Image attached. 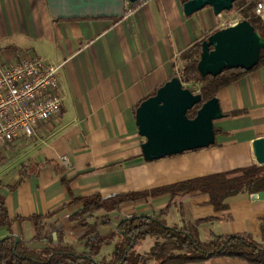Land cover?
Listing matches in <instances>:
<instances>
[{
	"label": "crops",
	"instance_id": "obj_1",
	"mask_svg": "<svg viewBox=\"0 0 264 264\" xmlns=\"http://www.w3.org/2000/svg\"><path fill=\"white\" fill-rule=\"evenodd\" d=\"M141 2L128 13L126 0H0L2 61L13 64L15 55L29 54L63 65L65 96L57 120L32 138L0 146V192L13 235L31 241L34 223L19 218L46 216L67 206L48 225L62 229L66 242L82 251L81 238L88 230L70 220L81 208L69 206L74 197L100 194L108 199L257 165L251 142L264 137V66L219 92L223 113L235 115L215 122V129L229 134L217 135L214 147L145 161L137 108L178 72L180 54L211 34L218 21L211 8L186 16L181 0ZM63 157L69 167L61 164ZM170 200L165 194L147 205L124 204L119 217L158 216ZM173 202L177 222L227 217L201 225L200 237L203 231L206 239L211 230L217 235L249 233L262 240L264 202L253 195L230 198L225 212H216L209 197L199 193L181 194ZM90 222L98 230H113H99L102 235L117 227L115 213L99 214ZM8 235L7 228H0V240ZM190 264L247 263L215 258Z\"/></svg>",
	"mask_w": 264,
	"mask_h": 264
},
{
	"label": "trees",
	"instance_id": "obj_2",
	"mask_svg": "<svg viewBox=\"0 0 264 264\" xmlns=\"http://www.w3.org/2000/svg\"><path fill=\"white\" fill-rule=\"evenodd\" d=\"M188 1L181 0V3L184 5ZM141 4V1L132 4L126 0L127 9L135 10ZM244 4L245 0H239L234 6L240 10L242 19L249 21L264 39V24L254 16L252 12L254 6L249 5L242 9ZM208 37L194 43L180 54L177 62L178 72L172 77H179L185 88L193 93L199 92L202 96L201 103L188 112L189 119H194L202 105L217 98L222 89L238 82L249 72L264 66L263 49L258 65L251 71L226 70L219 76L202 78L198 71V63L201 59L202 43ZM224 115L230 117L235 113ZM215 132L216 136L229 134L220 129H215ZM56 169L61 174L63 184L71 191L67 176L62 174L63 170H59L57 166ZM23 180L24 178L19 184ZM263 191L264 165H251L149 191L122 193L108 199L100 194L74 197L69 206L81 204V208L70 217V220L76 228L82 227L88 230L81 238L84 247L82 251L66 242L62 229L48 225V220L56 217L67 206L46 216L19 218L20 221L28 220L35 225L36 235L27 242L11 233L12 221L5 199L0 192V228L9 230V235L0 240V264H190L215 258L239 259L247 264H264V218L260 220L262 240L259 241L249 233L217 235L211 230L207 238L201 240L199 231L201 225L221 221L227 217H208L195 223L186 220L182 223L177 222L173 217L175 212L173 201L181 194L199 193L208 196L209 204L216 212H225L229 209L227 201L230 198ZM165 194H170L171 200L158 216L135 215L120 219V210L124 204L147 205L153 199ZM113 213L116 214L117 227L112 234L102 235L97 225L90 222L99 214ZM169 217H172L170 223L167 220ZM146 238L153 239L154 245L149 252L139 253L137 247ZM55 239L58 240L57 243ZM116 239L119 241L110 259L97 260L103 246Z\"/></svg>",
	"mask_w": 264,
	"mask_h": 264
},
{
	"label": "water",
	"instance_id": "obj_3",
	"mask_svg": "<svg viewBox=\"0 0 264 264\" xmlns=\"http://www.w3.org/2000/svg\"><path fill=\"white\" fill-rule=\"evenodd\" d=\"M134 4L142 0H127ZM239 0H189L183 5L186 16L205 8L215 16L231 11ZM264 49V39L247 20L218 30L203 41L198 71L202 78L219 76L226 70H253ZM202 101V96L185 88L179 77L167 81L154 96L144 100L136 110L141 145L147 162L206 149L216 144L215 122L225 118L219 98L202 105L194 119L188 112ZM251 150L258 166L264 165V137L251 142ZM264 202V191L253 194ZM56 237V235H55ZM58 240L55 239V243Z\"/></svg>",
	"mask_w": 264,
	"mask_h": 264
},
{
	"label": "built area",
	"instance_id": "obj_4",
	"mask_svg": "<svg viewBox=\"0 0 264 264\" xmlns=\"http://www.w3.org/2000/svg\"><path fill=\"white\" fill-rule=\"evenodd\" d=\"M249 5L254 6V16L264 24V0H245L242 9ZM241 21L240 18L229 21L224 28ZM15 58L13 64L7 65L0 57V146L34 137L40 127L59 118L65 99L60 83L63 65L29 54ZM60 162L70 166L67 157Z\"/></svg>",
	"mask_w": 264,
	"mask_h": 264
},
{
	"label": "rangeland",
	"instance_id": "obj_5",
	"mask_svg": "<svg viewBox=\"0 0 264 264\" xmlns=\"http://www.w3.org/2000/svg\"><path fill=\"white\" fill-rule=\"evenodd\" d=\"M207 9H210L207 7ZM206 12V8L204 10ZM242 19L241 17V12L239 9L235 8V6L233 7V9L231 11H228V12H223L220 16H217V25H216V28L212 31V33H214L215 31L217 30H221V29H224V26L227 25L229 23V21H232V20H236V19ZM211 33V34H212ZM209 34V35H211ZM208 35V36H209ZM207 37V36H206ZM199 92L195 93V94H198ZM214 147V146H212ZM3 177V170L0 169V178ZM179 213L178 212H175V219L179 220ZM106 219H110V218H107L105 217ZM99 220L100 219H103V216H100L98 218ZM106 219H103L104 221ZM168 222H172V217H169V219L167 218ZM107 221V220H106ZM110 227V226H108ZM100 232L103 233V234H107V233H110L112 232L113 230H109V231H105L102 226L99 228ZM205 239V233L202 231V237H201V240ZM119 239H116L114 242L110 243V244H107V245H104L102 250H101V253L100 255L97 257V260H103V258H106L107 260L110 259V257L112 256L115 248H116V245L118 243ZM153 239L151 238H146L145 240H143V242L137 247V251L139 253H146V252H149L152 247H153ZM80 250V246H76V249Z\"/></svg>",
	"mask_w": 264,
	"mask_h": 264
}]
</instances>
